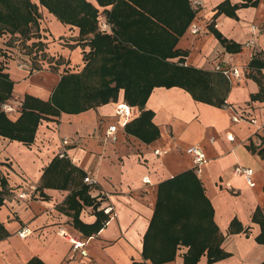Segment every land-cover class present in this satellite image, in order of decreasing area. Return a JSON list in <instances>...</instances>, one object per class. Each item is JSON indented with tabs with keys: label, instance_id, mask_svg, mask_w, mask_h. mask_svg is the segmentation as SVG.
I'll use <instances>...</instances> for the list:
<instances>
[{
	"label": "crops",
	"instance_id": "0c3cea01",
	"mask_svg": "<svg viewBox=\"0 0 264 264\" xmlns=\"http://www.w3.org/2000/svg\"><path fill=\"white\" fill-rule=\"evenodd\" d=\"M86 1L99 10L101 32L112 34L106 11L113 6L101 7L97 0ZM195 1L202 5L197 7ZM225 1L228 5L224 12L218 13ZM246 1L188 0L195 17L176 46L186 52L185 66L211 75L212 99L224 95L222 106L196 101L180 87H157L145 106L154 113L152 122L159 130V137L150 143L127 133V124L138 119L141 112L125 103L123 94L118 102L42 120L31 145L0 137V177L7 183L0 223L9 233L0 240V264H28L32 259L44 264H152L143 258V241L154 216L159 185L186 171H195L193 159L186 152L192 146L206 154L207 163L201 173H195L224 237L222 248L229 254L212 264L264 262V245L256 241L261 229L253 222L256 209L264 211V158L259 155L264 148V134L250 123L252 118L264 116V68L259 73L249 70L255 55L262 54L260 59H264V0H257L256 6L239 7L236 18L227 14ZM35 2L39 6L40 28L38 37L27 44L41 43V49H34L37 58L31 61L29 56L15 54L17 48L0 38V62L14 83L9 103L18 112L9 116L13 121L21 114L25 96L49 101L66 72L80 73L84 69V54L91 50L88 43L92 35L81 37L78 27L63 24L40 6L39 0ZM193 26L199 27L198 34L192 32ZM212 28L240 45L241 50L227 51ZM3 53L11 58L6 60ZM179 59L168 61L178 63ZM33 63L39 68L34 69ZM217 66L237 68L241 77L228 78L216 71ZM254 76L263 77L262 85ZM258 95L260 98H256ZM120 103L129 106V118L117 117ZM235 116L241 120L235 121ZM111 125H116L117 131L107 135ZM64 138L69 145H63ZM155 149H161L163 154L155 156ZM60 153L65 156L60 157ZM57 158L61 167L45 174ZM238 166L254 170V186L235 174ZM87 175L97 184H85ZM83 186H88V195L97 206L96 210L92 205L83 207V223L94 224L96 211L103 212L108 205L115 211L111 219L107 216L104 228L90 237L74 228L71 214L67 213V198ZM22 192L31 194L32 199L19 200L17 195ZM235 220L248 233H233ZM24 228L31 234L21 238L19 232ZM71 239L82 241L83 247L75 250ZM187 251L182 247L176 259L166 264H184ZM199 264H208L207 257L203 256Z\"/></svg>",
	"mask_w": 264,
	"mask_h": 264
},
{
	"label": "trees",
	"instance_id": "16d2710c",
	"mask_svg": "<svg viewBox=\"0 0 264 264\" xmlns=\"http://www.w3.org/2000/svg\"><path fill=\"white\" fill-rule=\"evenodd\" d=\"M97 2L101 7L113 6L112 10L106 11L108 22L112 25V34L101 32L99 10L86 0H39L40 6L63 24L78 27L81 37L92 35L88 43L91 50L84 54V69L80 73L66 72L49 101L25 96L21 114L16 121L11 120L1 108L12 99L14 83L9 74L4 72L5 66L0 62V137L31 145L42 120L58 117L62 113L80 114L118 102L123 94L124 102L131 107H138L141 112L138 119L127 124V133L150 143L159 137V130L152 122L154 113L145 110L155 88L180 87L188 91L196 101L218 106L225 103L224 95L212 99L211 75L185 66L186 52L176 49L195 17V11L189 7L188 0ZM227 5L228 1L221 4L218 13L224 12ZM256 5L257 0H248L242 5L234 6L227 14L236 18L239 7ZM39 17V6L31 0H0V38L6 40V43L17 39L20 45L15 54L29 56L31 61L37 58L34 49L42 48L41 43L27 44L32 38L38 37ZM212 31L227 51L241 50L240 45L222 37L216 29L212 28ZM178 57V63L168 61ZM262 57V54L254 56L249 65L251 72L259 73L264 68V59H260ZM4 58L8 60L11 57L7 55ZM33 68L39 67L33 63ZM260 79L257 81L261 84L263 77ZM259 155L264 158V148L259 151ZM59 159L53 160L45 174L61 167ZM0 182L3 188L0 191L2 206L7 183L1 177ZM66 201L69 209L67 213L71 214L74 228L84 236H93L104 228L108 217L103 212L96 211L97 220L91 225L80 219L84 206L92 205L95 210L97 208L88 195V186L72 192ZM253 222L259 224L261 229L256 241L264 245V211L261 208L256 209ZM231 231L248 233V229L243 228L236 220L232 223ZM8 236L9 233L0 223V240ZM223 241L224 237L214 222L212 204L194 170L186 171L159 185L154 216L143 241L145 261L152 264L172 262L178 251L186 247L188 251L183 256L184 264H199L203 256L207 257L208 264H212L229 256L222 248ZM28 264L44 263L39 259H32Z\"/></svg>",
	"mask_w": 264,
	"mask_h": 264
},
{
	"label": "built area",
	"instance_id": "2783aa9c",
	"mask_svg": "<svg viewBox=\"0 0 264 264\" xmlns=\"http://www.w3.org/2000/svg\"><path fill=\"white\" fill-rule=\"evenodd\" d=\"M194 3H195V5L197 7L202 5L201 1H195ZM199 30L200 29L197 26H193V28H192V32L194 34H198ZM216 71L221 72L224 76H226L228 78H235V79L237 78L238 79V78L241 77V72L237 68L222 69L220 66H217L216 67ZM1 108L9 116H13L15 113L18 112L17 107L14 106V105H11L9 102L3 104ZM116 115H117V117L119 119L129 118L131 116V110H130V108H129V106L127 104L120 103L117 106ZM234 120L235 121H240L241 118L239 116H235ZM250 123L255 126V129L257 130L258 133H263L264 134V116L261 119L252 118L250 120ZM117 128L118 127L116 125L109 126L108 129H107V132H106L107 135H113L114 133H116ZM228 139L232 140L233 137L232 136H228ZM62 143L65 146L70 144L69 140L67 138H64L62 140ZM186 152L193 159L195 172L196 173H201L202 168L207 163V157H206V154L204 153V151H202V149L200 147L192 146V147L188 148ZM154 154H155V156L160 157L163 154V151L161 149H155L154 150ZM59 156L60 157H64L65 155L63 153H60ZM235 174H237L239 176H243L250 186H254L255 183L253 181V176H254V170L253 169L238 166V167L235 168ZM84 183L88 184L90 186H93V185L97 184V180L95 178H93L91 175H87L84 178ZM145 183H149V179L148 178H145ZM32 197L33 196L31 194H27V192H22V193H19L17 195V198L19 200H31ZM106 197L108 198V194L106 195ZM103 212H104V214L106 216L109 217V219H111L113 216H115L114 207L112 205H108L103 210ZM30 234H31V231L28 228H24V229H22L19 232V236L21 238L27 237ZM70 241L74 245V249L75 250H77L78 248L83 247V245H84V243L82 241L77 242V241H75L73 239H71Z\"/></svg>",
	"mask_w": 264,
	"mask_h": 264
},
{
	"label": "rangeland",
	"instance_id": "374dc122",
	"mask_svg": "<svg viewBox=\"0 0 264 264\" xmlns=\"http://www.w3.org/2000/svg\"><path fill=\"white\" fill-rule=\"evenodd\" d=\"M35 1H37V0H31L32 3L36 4ZM1 32H2V28H1V25H0V33H1ZM9 44H11L13 47L18 48V46L20 45V42L17 41V39H16V40L13 39V40L9 41ZM17 50H19V49H17ZM20 52H22V51H20ZM2 55H5V56L7 57V54H4V53H3ZM24 56H26V55H24ZM8 57H9V56H8Z\"/></svg>",
	"mask_w": 264,
	"mask_h": 264
}]
</instances>
